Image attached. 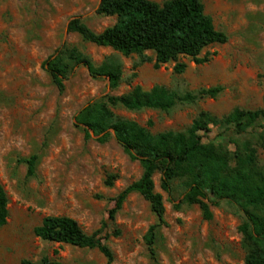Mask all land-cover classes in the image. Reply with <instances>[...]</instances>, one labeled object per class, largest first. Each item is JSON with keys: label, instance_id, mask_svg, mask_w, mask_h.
<instances>
[{"label": "rangeland", "instance_id": "obj_1", "mask_svg": "<svg viewBox=\"0 0 264 264\" xmlns=\"http://www.w3.org/2000/svg\"><path fill=\"white\" fill-rule=\"evenodd\" d=\"M161 3L164 0H153ZM215 28L227 35L224 43L206 47L201 64L188 57L182 73L175 62L154 66L150 61L134 68L136 54L124 56L109 47L97 46L68 30L79 18L99 32L116 16L96 13L99 0H0V184L8 199V217L0 226V264H20L43 258L62 264H107L96 248L49 242L33 229L47 215L74 218L90 235L98 233L110 248L109 264H153L144 236L156 222L149 204L138 193L128 194L114 220H107L114 198L137 180L141 167L110 137L99 143L85 139L74 116L87 103L105 95H122L136 84L144 90L162 85L183 95L198 88L221 86L216 97L178 102L167 111L111 109L120 118L135 120L151 133L185 130L200 111L221 117L234 108L264 111V0H202ZM76 48L94 64L104 59L121 65L122 79L112 89L105 78H91L82 65L73 66L59 90L42 64L59 48ZM133 73L136 75L134 76ZM264 115L246 133L210 125L203 141L222 144L230 153L241 140L257 148L264 167ZM237 142V143H236ZM236 143V144H235ZM37 156L35 172L19 159ZM112 177V184L106 181ZM153 176L154 190L162 194L165 225L155 243L161 264H245L246 247L238 230L236 209L226 202L211 205L212 218L204 220L197 205L175 209ZM173 197L181 183L173 184ZM106 225L102 227V222ZM100 231V232H98ZM106 237V238H104Z\"/></svg>", "mask_w": 264, "mask_h": 264}, {"label": "trees", "instance_id": "obj_2", "mask_svg": "<svg viewBox=\"0 0 264 264\" xmlns=\"http://www.w3.org/2000/svg\"><path fill=\"white\" fill-rule=\"evenodd\" d=\"M96 13L116 16V21L95 32L75 17L68 22V30L78 33L85 41L109 47L124 56L136 54L139 61L134 68L150 61L151 57L145 52L151 51L155 67L175 62L173 71L179 74L186 69V64L178 61L180 57H188L197 64L204 63L207 57H199V54L206 47L227 40V35L217 30L212 18L206 14L202 0H164L161 3L153 0H99ZM78 65L84 66L91 78H105L112 89L121 82L120 64L108 58L94 64L76 48H59L42 64L59 90L64 88V81L73 66ZM221 90L222 87L217 85L178 95L162 85L144 90L136 84L122 95H105L87 103L74 116L75 126L82 127L86 140L93 138L104 143L113 137L131 159L139 162L142 170L139 178L117 194L113 207L108 210L107 220H114L128 194L136 192L142 196L156 216V222L149 225L144 236L153 264H161L155 243L158 229L166 224L162 194L154 190L153 176L157 172L160 174V188L167 193L175 209L197 205L201 217L210 220L211 205L218 206L224 201L233 206L241 218L238 230L246 247L244 263L264 264V167L258 165L256 145L241 140L239 144L235 143L237 149L230 153L222 144L203 141L201 135L209 130L210 125L233 129L236 134L246 133L264 111L234 108L221 117L200 111L183 131L151 133L135 120L118 117L111 109L121 106L130 111H167L178 102L216 97ZM261 138L259 134V143L264 148ZM19 161L27 165V174L32 176L37 156L30 155ZM175 181L182 186L177 198L173 197ZM106 184H112V177ZM8 214V199L0 184V226L6 223ZM105 225L106 221L102 222L101 229ZM33 232L49 242L96 248L107 264L113 260L112 251L103 237L97 232L86 234L72 217L44 216ZM20 264L33 263L23 259ZM41 264L62 263L43 258Z\"/></svg>", "mask_w": 264, "mask_h": 264}]
</instances>
